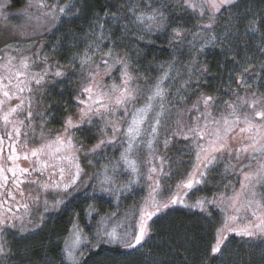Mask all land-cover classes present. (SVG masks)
I'll return each mask as SVG.
<instances>
[{
    "label": "snow or ice",
    "instance_id": "1",
    "mask_svg": "<svg viewBox=\"0 0 264 264\" xmlns=\"http://www.w3.org/2000/svg\"><path fill=\"white\" fill-rule=\"evenodd\" d=\"M154 2L159 6L153 7ZM9 6L5 0H0V21L6 22L10 18L5 15ZM73 7L71 3L59 5L58 0L52 5L46 0H27L25 10L17 14L25 23L4 24L6 29L11 27L8 38L16 40V43L6 44L7 51L0 56V150L5 137L12 142L7 157L12 166L5 168L0 157V188L8 182L5 173H11L13 187L19 191L21 201L17 202L15 211L12 205L5 208V202L0 201V264H9L10 257L14 255L7 239L10 232L23 238L28 231H35L43 223V213L38 219L33 218V208L39 209L42 194L44 212L58 211L64 203L61 193L67 194L78 181L85 182L82 173L87 174L78 163L80 153L91 163L92 156L122 149L119 160L115 163L109 161L102 171L88 178L94 180V199L98 198L95 195L98 189L101 194L119 200V196L133 183H138L141 177V165L134 154L147 152L146 162L151 165L147 180L152 181V174L157 172L154 163L157 159L161 161L160 171L163 172L167 161L166 157L158 155L157 146L161 138L165 150L177 137L192 145V170L177 184V189L192 190L195 185L207 184L212 172L225 158V173L237 172L239 188L235 185L229 188L225 184L223 190L218 187L211 197H199L188 204L170 190L158 192L159 181L156 180L154 185H149V194L143 203L135 206L131 220L126 214L128 227L120 233L116 228L109 230L111 217L99 216L95 205L90 204L85 215L91 219L99 216L97 227L92 235L85 234L79 224V213H76L59 249V264H86V252L91 255L102 245L147 248V241L153 238L149 221L154 224V217L177 203L189 209H199L207 217L213 216L212 208L223 213L219 226L214 228L207 242L208 254L201 258L200 264H208L209 257L223 256L228 234L264 237V94H258L259 87H264V64L257 67L254 55L246 53L241 56L238 35L241 20L247 21L246 35L249 31L258 32L259 26H264V18L258 19L247 11L236 12L239 0H182V3L178 0L177 7L197 20L194 30L183 24L171 28L170 43L178 45L176 50L180 51L185 42L188 45V63L180 65L173 58L160 65L161 73L151 78L141 74L137 67L139 60L133 58L131 49L122 50V45L125 40H131L136 45L135 56L138 58L139 45L145 42V37L170 26L166 12L171 13L172 9L168 0H145L144 6L128 0L125 5L116 6L115 11L112 5H106L103 15H93L88 30L81 37L73 35L68 42L69 48L77 47L79 42L84 44L82 49L72 53L67 65L73 71L78 68L80 72L81 83L74 98L79 107L75 118L72 114L66 116L63 130L53 136L46 127L50 113L40 109L38 97H42L44 85L53 76L63 77L66 72L62 70L65 66L60 61L49 63L51 56L43 51L45 44L42 41L53 28L59 31L57 25L72 14ZM122 7H126V13L120 11ZM220 18L226 19L228 24L217 32ZM114 27L121 30L117 38H114ZM260 39L261 44L256 51L264 60V33ZM210 47L218 48L225 63L231 64L227 83L222 82L221 86L224 95L234 100L223 99L219 88L214 94L201 91L211 73L201 60ZM32 48L36 51L25 55ZM244 48L246 51V44ZM56 51V46H53L52 54ZM37 64L42 65L38 70L35 68ZM224 66L220 65L221 68ZM253 82L256 89H253ZM13 100L16 103L13 104ZM85 127L96 128L97 142L90 148L76 136V132L83 131ZM29 143L34 145L30 149ZM17 146L23 149L22 157L17 153ZM21 158L29 160L31 167H21L17 163ZM65 161L75 164V173L67 180ZM46 172L47 178L44 179ZM126 172L130 175L125 178L126 182H122L121 177ZM57 174L58 180L53 178ZM25 182L30 186L27 196L20 189ZM50 190L60 197L54 198L51 205L47 199ZM7 194L16 200L12 191ZM28 225H33L32 229ZM48 264H56L54 258ZM145 264H164V261L149 254Z\"/></svg>",
    "mask_w": 264,
    "mask_h": 264
},
{
    "label": "rangeland",
    "instance_id": "2",
    "mask_svg": "<svg viewBox=\"0 0 264 264\" xmlns=\"http://www.w3.org/2000/svg\"><path fill=\"white\" fill-rule=\"evenodd\" d=\"M241 0H239L240 2ZM10 6L6 9L5 15L10 16V18L5 21H0V56L4 55V52L7 51L5 48V45L8 43H16V40H10L9 33L11 31V27L5 28L4 24L7 23V25H19L25 23V20L17 15L18 13H21L25 10V5L27 0H22L23 5L22 7H13V0H5ZM46 2L49 5L57 4V0H46ZM59 5H63L65 3H71L74 5L72 14H70L67 17L63 18V22L57 25V28L60 29L62 26L68 25L75 20L78 19V16L80 14V9L78 8V0H72L69 2H64L63 0H58ZM35 11V10H32ZM206 23L207 21H202ZM83 30H85L83 28ZM87 31V30H85ZM83 33L79 35L81 37ZM73 36L72 34H60L56 30V28H53L51 32L46 33L45 37L43 39V43L45 44V47L43 49L44 52L49 53L51 56V59L49 63H53L54 61H60L61 64H63L65 67L62 69L66 72V75L63 77H52L48 83H46L43 87V95L42 97H38L40 99L41 103L39 105L40 109L43 111H46L50 113V115L47 117V129L50 130L51 134L54 136L56 132L63 130V122L66 118V116L72 114L75 118V114L78 111V102L74 99L77 96L79 87H80V72L77 68L75 71H73L72 68L68 67V60L73 52L77 51L78 49H82L84 47V44L82 42H79L77 44V47L69 48L68 42ZM17 40H19V37H17ZM128 41V40H125ZM62 42V43H61ZM128 42H126L127 45ZM53 46H56L57 51L55 54H52V48ZM129 48L130 44L128 43ZM132 50V49H131ZM216 48H207L205 50V53L202 57L201 62L204 63L203 60H205L206 57H208L213 51H216ZM36 51L35 48L31 49V52H25V55H31V53H34ZM135 53V49L132 51V54ZM15 55V53H12ZM188 45L185 42L184 47V58L181 56H173L170 58L168 62L173 60L175 58L180 65H184L188 63ZM137 59V58H135ZM139 60V59H138ZM160 63L157 65H151L147 71L143 70L142 66L137 65V67L140 69L141 74L146 75L151 78L157 77L161 73L160 65L164 64ZM40 67H42L41 64L35 65V68L38 70ZM55 71V68L52 69ZM108 83H111V81H106ZM167 83V82H166ZM257 85L255 82H253V89H256ZM244 92L241 90V95H243ZM258 94H264V87H259ZM223 96V99L228 100L230 99L227 95H221ZM143 101H141L142 103ZM12 103H16L15 100L12 101ZM51 105V107H49ZM191 105V104H190ZM214 115H218V113L214 112ZM174 119V117H173ZM38 123V121H37ZM37 132H39V128H37ZM76 136L87 146L91 147L93 144L97 142V136H96V128L92 127L91 129H88L85 127L83 131L76 132ZM22 142V138H21ZM34 145L32 143H29L28 148H32ZM158 155L166 157V163L163 167V172L160 171V164L161 161L159 159L155 160V166L157 167V172L153 173V180L149 181L147 180L148 175V169L151 167L146 161H147V152L141 151L138 153V155L134 154V158L137 159V162L140 163V173L141 177L139 178L138 183H133L129 189H127L125 192H123L119 196V200L114 198L111 195L108 194H101L98 189L95 191V195L98 198H93L94 195V189L92 187V184L94 183V180H89V177H92L94 173H97L99 171H102L103 166L106 164H109V161L112 163H115L117 160H119L120 151L122 149L116 148L112 150H108L101 155L92 156L91 163H89V158L86 157L83 153L79 154V161L81 168L84 170V173L87 175L85 176L82 173V179L85 181L84 183L77 182V186H73L70 188L67 192V194L61 193V196L63 198L64 203L60 205L58 211H48L44 212L43 208V194L41 199V205L39 209L37 210L35 207L33 208V218L38 219L39 215L41 213L44 214V220L43 223L40 225V227L36 228L35 231H28L23 237L25 236H32L40 231L45 229V226L47 223L52 221L54 218H56L58 215L62 214L68 209V206L70 204H78L80 206L79 209H77L76 213L79 211L82 212L83 215V222L80 223V226L83 228L85 234L92 235L95 228L97 227V221L99 219V216H106L111 217V220L108 223V228L111 230V228H116L117 232H123L128 227V221L125 220L126 214L129 215V220H131V213L136 210L135 206L140 205L143 203L145 197L149 194V185H154V182L156 180L159 181V188L157 191H168L170 190L173 194L180 195L186 203L191 204L194 203L196 199L203 196L211 197L212 192L216 191L219 187L221 190H223V186L225 184L229 185V188L232 187V185H235L237 188H239V184L237 182V172L231 171L228 173H225V161L220 162L216 169L212 172L211 176L208 178L207 184H201V185H195L192 190L187 189H177V184H179L182 180L186 178V173L190 172L192 170V163L194 161V154L190 150L192 148V145L183 140L182 138H173L172 141L169 143L167 150L164 149L162 138L161 142L158 144ZM11 149L9 151H3L2 153V162L5 166L11 167L12 162L7 159L8 155L10 154ZM17 153L19 155H23V149L19 146H17ZM35 158H32L34 160ZM21 167L30 168L31 162L29 160H24L21 158L17 162ZM235 163V161H233ZM66 169L65 171V180L69 178L70 175H73L75 173V164L69 163L67 161L64 162L63 165ZM109 169H111V165H109ZM165 173H170V175H165ZM8 176V182L4 186V188H0V201L5 202V208L8 207V205L13 206V211L16 210V204L17 202L21 201V197L19 195V191L16 190L13 187V178L12 174L9 172L5 173ZM35 175V174H34ZM130 173H124V177H121L122 182H126V177L129 176ZM47 178V172L45 173L44 179ZM54 179H59V175L57 174ZM19 179H25V177H19ZM135 179V177H133ZM230 182V183H229ZM35 187V186H31ZM20 189L24 190L25 196H27L28 191L30 189V186L28 183H23L20 185ZM12 191L13 194L16 196V200L13 201L9 196L8 192ZM54 198H60L56 196V192L54 190H50L47 194V199L49 201V204L53 202ZM31 204V201H27ZM90 204L95 205L96 209L99 212V216H97L96 219H91L90 217L86 216V210L88 209V206ZM173 208H184L189 209L185 207L183 204L177 203L176 205H171L169 209L162 211L161 213H165L166 211L173 210ZM192 211H199V209H189ZM21 212H23V209H20ZM211 211L213 213H219V220L223 218V213H220L218 209L212 208ZM159 213V214H161ZM75 217V215H74ZM73 221V220H72ZM72 221L70 223V228L72 227ZM150 222V221H149ZM33 225H28L29 229H32ZM230 236V234H228ZM15 237L14 239H19L21 236L16 235L14 232H10L7 235V239ZM260 239H264V237L257 236ZM64 240V238H63ZM63 240H62V246H63ZM106 246H113V245H106ZM113 247H119L122 249H126L120 246H113ZM86 256L88 253L86 252ZM9 264H18L13 262V256L9 259Z\"/></svg>",
    "mask_w": 264,
    "mask_h": 264
},
{
    "label": "trees",
    "instance_id": "3",
    "mask_svg": "<svg viewBox=\"0 0 264 264\" xmlns=\"http://www.w3.org/2000/svg\"><path fill=\"white\" fill-rule=\"evenodd\" d=\"M69 2L72 0H63ZM128 0H78V8L80 14L74 22L62 26L58 33L72 34L79 37L81 33L88 30L87 26L91 22L92 17L96 13L103 15V9L106 5H112V10H116V6L127 4ZM144 6L145 0H133ZM182 3V0H179ZM172 9L169 15L171 21L170 26L158 32L145 37V42L139 45L140 54L137 58L135 53L133 58L139 59V65L143 70L147 71L151 65H157L168 62L173 56H181L184 58V47L177 51L178 45L170 43L171 28L183 24L188 29H193V25L197 23L194 16L190 15L183 8L177 7L178 0H168ZM22 0H13V7H22ZM159 5L155 2L153 7ZM122 13H126V7L120 8ZM238 13L255 14L258 19L264 18V0H241L239 8L235 9ZM123 23V21H121ZM235 23V22H233ZM216 31H221L228 21L220 18L217 22ZM246 20L239 22V45L241 56L246 53L254 55V63L258 67L264 64V60L260 58V54L256 51L258 45L261 44L260 36L264 33V26H259L258 32L246 31ZM83 28L85 30H83ZM194 30V29H193ZM121 35L119 27H114V38ZM151 41V42H148ZM136 49V45L131 40L124 41L122 50ZM245 44L247 49L245 51ZM205 58L204 63L211 69L208 75L207 85L201 91L207 94H214L216 89H220V95H224V88L221 83H227L228 69L231 68L230 63H225V58L221 55L218 48ZM220 65H225L223 68ZM195 99V96L192 97ZM233 99L234 98H230ZM191 100L188 104H191ZM78 204H70L68 209L46 224L45 229L32 236H25L19 239L15 237L8 238L11 242V249L14 253L13 262L18 264H48L53 259L59 264V249L62 247V240L67 235L70 223L74 219L76 210L79 209ZM79 213V222H83L82 212ZM149 222L152 225L153 238L148 240L147 248L122 249L119 247L102 245L98 250H94L91 255L86 256V264H145L149 254L157 260L164 261V264H200L201 258L208 254L207 242L211 239L214 228L219 226V213H213L212 217H207L205 213L200 211H192L184 208H173V210L158 214ZM227 248L224 250L223 256L213 259L209 257L208 264H264V239L259 237H241L234 233L228 236L226 241ZM47 254V256H46Z\"/></svg>",
    "mask_w": 264,
    "mask_h": 264
},
{
    "label": "flooded vegetation",
    "instance_id": "4",
    "mask_svg": "<svg viewBox=\"0 0 264 264\" xmlns=\"http://www.w3.org/2000/svg\"><path fill=\"white\" fill-rule=\"evenodd\" d=\"M0 127H2V126H0ZM11 143H12V142L9 141V140L7 139V137H5V140H4V144H3L2 150H0V157L2 156L3 151H6V152H7V151H9V150L11 149V147L9 146Z\"/></svg>",
    "mask_w": 264,
    "mask_h": 264
}]
</instances>
